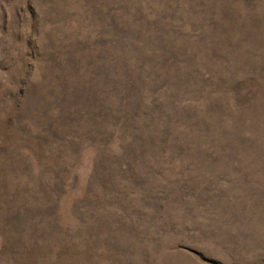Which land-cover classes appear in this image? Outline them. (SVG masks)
<instances>
[{"label": "rangeland", "instance_id": "rangeland-1", "mask_svg": "<svg viewBox=\"0 0 264 264\" xmlns=\"http://www.w3.org/2000/svg\"><path fill=\"white\" fill-rule=\"evenodd\" d=\"M0 264H264V0H0Z\"/></svg>", "mask_w": 264, "mask_h": 264}]
</instances>
